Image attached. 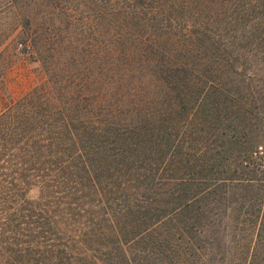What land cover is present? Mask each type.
Listing matches in <instances>:
<instances>
[{
    "label": "trees",
    "instance_id": "1",
    "mask_svg": "<svg viewBox=\"0 0 264 264\" xmlns=\"http://www.w3.org/2000/svg\"><path fill=\"white\" fill-rule=\"evenodd\" d=\"M16 32L0 264H264V0H0V100Z\"/></svg>",
    "mask_w": 264,
    "mask_h": 264
},
{
    "label": "rangeland",
    "instance_id": "2",
    "mask_svg": "<svg viewBox=\"0 0 264 264\" xmlns=\"http://www.w3.org/2000/svg\"><path fill=\"white\" fill-rule=\"evenodd\" d=\"M80 6L83 8L82 5ZM79 12L75 13L77 17ZM20 41H22L21 34L16 32L7 43L9 69L6 75V91L0 100L1 104L10 98L22 95L45 77L33 54H26L18 49Z\"/></svg>",
    "mask_w": 264,
    "mask_h": 264
},
{
    "label": "built area",
    "instance_id": "3",
    "mask_svg": "<svg viewBox=\"0 0 264 264\" xmlns=\"http://www.w3.org/2000/svg\"><path fill=\"white\" fill-rule=\"evenodd\" d=\"M19 50H21L22 52H25L26 54H32V49L28 44H20L19 43Z\"/></svg>",
    "mask_w": 264,
    "mask_h": 264
}]
</instances>
